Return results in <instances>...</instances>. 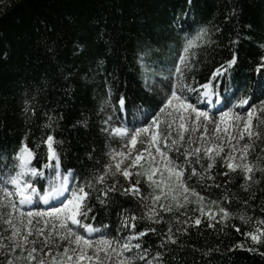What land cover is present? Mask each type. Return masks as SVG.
I'll return each instance as SVG.
<instances>
[{
	"label": "trees",
	"instance_id": "1",
	"mask_svg": "<svg viewBox=\"0 0 264 264\" xmlns=\"http://www.w3.org/2000/svg\"><path fill=\"white\" fill-rule=\"evenodd\" d=\"M205 26L207 43L196 49L198 63L184 70L186 81L193 85L204 83L217 66L236 53L235 63L218 77L228 84L230 91L224 93L223 87L217 90L229 98L227 107L244 119H248V109L255 106L256 115L251 120L260 139L253 138L247 154V160L253 164L251 179L245 180L242 168H227L221 158L229 152L225 143L221 157L215 158L210 170L212 179L194 180L193 186L205 198L206 209L211 206L216 212V206L210 202L219 200L231 213L223 220L219 212L211 218L201 214L197 198L191 195L189 202L177 210L175 202L168 204L164 196L153 206L151 200L142 204L139 197L124 195L119 190L109 193V205L104 206L97 200L98 191L92 190V213L86 222L98 229L107 224L110 231L100 229L101 232L122 241L132 232L146 227L155 229L132 241L149 251L143 262L137 260L134 264H146L156 252L162 255L154 264H264V235L259 242L243 235L257 227L264 228V223H260L264 221V89L260 87L264 68L257 71V66L264 64V0H0V155L11 163L14 150L23 140L35 152L32 165L40 167L46 160V148H37V144L50 132L57 142L61 169H72L81 180L89 178L94 169L102 171L109 150L119 151L124 143L120 137L105 133L101 121L109 115L114 125L133 117L140 119L138 109L146 107L148 100L145 85L164 80L174 70L185 37H193ZM121 95L126 98L127 116L113 111L119 108L116 101ZM241 98H247L248 103L237 104ZM191 101L199 107L208 103L197 100L195 95ZM213 104L218 110H227L223 104L217 105L215 99ZM218 116L217 111L213 118ZM149 120L151 117L145 122ZM161 121L160 129L167 133L169 122ZM238 127L230 126L233 135L239 134ZM208 128L211 132L215 125L209 123ZM171 130L173 137H177L174 124ZM200 131L203 126L193 132L189 124L185 136L199 140ZM217 136H224L227 141L222 128ZM245 142L247 134L237 147ZM183 143L191 144L187 139L178 140V144ZM182 152L183 149L180 159ZM169 155L178 156L174 149ZM195 166L200 170L199 165ZM136 167L130 169L129 179L132 183L139 180L142 194L148 196L153 188L144 176L136 174ZM44 172L47 176L49 169ZM114 179L118 189L128 186L123 175L117 174ZM47 183L39 177L36 186L42 192ZM160 203L168 204L173 211H163ZM149 207H155L156 218L163 217L159 223L149 219ZM121 210L125 215L135 214L136 220L130 221L134 228L119 227ZM8 211L6 207L0 209ZM197 216L199 225L178 224L175 219L194 220ZM33 225L51 227L37 225L35 220ZM177 227H187V231L177 232ZM169 228L176 243L162 240ZM10 231L0 220V235L7 236ZM80 232L85 235L82 229ZM87 237L97 240L98 234ZM53 238L58 239L54 234ZM60 245L54 252L63 251V244ZM36 247H40L39 243ZM136 253L144 255L135 248L124 255ZM14 255H21L19 249ZM0 264H6L5 256H0ZM18 264L27 262L21 260Z\"/></svg>",
	"mask_w": 264,
	"mask_h": 264
},
{
	"label": "snow or ice",
	"instance_id": "2",
	"mask_svg": "<svg viewBox=\"0 0 264 264\" xmlns=\"http://www.w3.org/2000/svg\"><path fill=\"white\" fill-rule=\"evenodd\" d=\"M225 19H228L227 15ZM216 31H219V28ZM207 35L208 28L205 26L201 27L193 37L186 36L179 57L174 62V70H170L169 75L164 80L159 81L158 84L145 85L148 100L146 107L138 109L140 119L133 117L131 121L125 119L123 124L114 125L112 117L109 115L101 121L102 125L105 126L103 131L126 141L128 149L125 151L123 144L119 151L110 149L108 162L104 163L102 171L94 169L92 175L86 180H81L72 169L63 171L60 167V155L55 147L57 142L50 132L47 133L46 138H41L37 144V148L41 145L46 148V160L40 167L32 165L35 152L23 140H21L19 147L14 150L11 163H8L6 156L0 155V160L4 161L3 164H0V209L5 207L10 209L6 213L0 212V220H3V223L11 229L7 236L0 235V256H5L6 264H18L21 260H25L27 264H112L113 255L116 257L115 264H134L137 260L143 262L144 257L149 255L148 249L142 248L139 243L133 244L132 241L137 237L144 236L149 231L154 232L155 229L146 227L142 231L132 232L123 237L122 241L115 240L107 233L101 232L100 229L110 231L109 226L101 224L100 229H98L93 223L86 222L89 219V214L92 213V207H90L92 190L98 191L97 200L104 206L109 205V193L118 190L124 195L131 194L139 197L142 204L151 200L153 206L160 200L161 196H164L168 204L175 202L177 210L189 202L191 195L197 198L201 214L209 215L211 218L219 212L221 220L231 215L227 208L220 205L219 200L210 202L211 205L216 206V212L212 210L211 206L206 209L205 198L196 190L193 182L197 179L201 181L205 178L212 179L210 170L216 162L215 158L221 157L225 143H227L229 152L221 158L227 168L232 171L242 168L245 180L249 181L253 164L247 160V154L254 143L253 138L260 139V132L254 130L251 120L256 115L253 110L255 106L248 109V119L242 118L240 113L227 107L229 98L224 93L229 92L230 89L228 84L218 77L223 76L227 68H231L235 63L237 58L235 52H233L231 59L226 60L223 65L217 66L204 83L193 85L186 81L184 70L191 69L198 63L196 49L207 43ZM261 60L264 61V57H261ZM260 68H264V64L258 65L257 71ZM221 87H223L224 93L217 90ZM260 87L264 89V82H261ZM193 95L196 96L197 100H207V105L199 107L194 104L191 101ZM157 97L159 98L157 99ZM213 99L217 105L223 104L227 110H218L213 104ZM236 103L243 106L248 103V99L241 98ZM116 104L119 105V108H113V111H119L127 116L126 98L121 95ZM149 108L151 111L148 110ZM207 109H211V112ZM217 111L219 120L213 118ZM163 114L179 118L177 137H173L172 124L168 123L167 120L164 121V123H168L167 133L160 129L162 123L160 117ZM186 116L187 123L185 122ZM149 117H151V121L146 123L145 121ZM209 123L215 125V129L211 132L208 128ZM189 124L193 132L203 126V131L199 132V140L194 139L191 135L185 136ZM221 124L224 125V131L227 133V141H225L224 136H217V133L221 131ZM230 125H239L237 128L238 135L231 133ZM245 134L248 136V142L237 147V144L243 141ZM206 135L207 141H205ZM185 139L191 144H178V140L184 141ZM202 142L204 143L203 148L201 147ZM137 144H148V148L139 149L133 158L132 149ZM149 149H154V153ZM173 149L178 154L176 158L169 155V151ZM181 149H183L182 159L179 158ZM143 153H147V162L143 159ZM195 165H199L200 170ZM134 166H137L136 174L144 176L149 187L153 188V193L148 196L142 194L139 180L132 183L129 179L132 176L130 169ZM45 168L49 169L47 176H45ZM117 174L123 175L124 179L129 181L126 188L118 189V181L114 179ZM39 177H44L48 181L42 192L36 187ZM8 185L12 187L10 188ZM156 190L159 191L156 192ZM37 199L45 205L43 209L37 208ZM168 204L160 203L158 206L165 212H172L173 208ZM23 206H31V210L27 212L26 216ZM13 213H16L15 217H13ZM5 215L7 219H4ZM147 215L156 223L163 219V217L156 218L155 207H149ZM44 217L51 218V220H44V223L46 225L51 223L52 227L42 229L33 225L34 220L38 225ZM94 218L93 216L92 219ZM175 219L178 224L188 226L192 223L200 224L199 216L195 217L194 220L185 219L181 221L180 217ZM241 219L244 217L242 216ZM135 220L134 213L125 215L121 210L119 227L134 228V223H130V221ZM57 223L59 227L56 226ZM260 223H264V221H260ZM209 226L211 227V224ZM80 229L84 233H97L98 239L93 241L81 234ZM236 230L239 231V228ZM176 231L186 232L187 227H177ZM53 234L59 239H54ZM243 235L250 237L254 242H259L261 236L264 235V228L257 227L255 231L244 232ZM40 236H43L44 239L38 241L36 237ZM61 240L66 241L62 245L63 251L54 252V248L61 247ZM162 240L171 243L177 242L176 237L171 233V228H169L167 236L162 237ZM6 241H10V243H6ZM37 243L40 245L39 248L36 247ZM163 246L162 243L161 247ZM239 246L243 247V245ZM45 248L47 251L44 250ZM133 248L139 249L144 255L139 253L124 255V252H130ZM17 249L21 253L20 256L14 255ZM25 253L26 255H24ZM161 255L162 253L156 252L155 257L149 259L146 264H154V260Z\"/></svg>",
	"mask_w": 264,
	"mask_h": 264
},
{
	"label": "rangeland",
	"instance_id": "3",
	"mask_svg": "<svg viewBox=\"0 0 264 264\" xmlns=\"http://www.w3.org/2000/svg\"><path fill=\"white\" fill-rule=\"evenodd\" d=\"M207 110H208V109H207ZM170 111H171V110H170ZM160 119H161V120H164V121L167 120L169 123L174 124V126L177 127V128H178V125H179V123H180L178 117H175V118H174V117H169V116H167V114H163V115L160 117ZM173 119H175V122H173ZM216 120H219V116L217 117ZM150 121H151V120H149L148 123H150ZM185 122H187V116L185 117ZM230 126H231V125H230ZM221 128L224 130V125H223V124H221ZM224 132H225V131H224ZM148 139L150 140V137H148ZM123 145H125L124 150L127 151L128 149H127L126 141H124ZM141 148H148V144H137V145L132 149L133 158H134V156H135V153H136L139 149H141ZM149 151H152V152L154 153V149H149ZM143 159H144L145 162H147V160H148L147 153H143ZM157 159H159V157H157ZM128 162L130 163V161H128ZM161 163H162V162H161ZM23 211H24L25 216H26V214H27V212H28V209H25V210H23ZM36 219H40V218H36ZM44 220H51V218H49V217H44L43 219L40 220V223H41L42 225H44V226L51 225V227H52V224H51V223H49V224L46 225V224L44 223ZM56 226L59 227L58 223H57ZM90 234H92V233H85L86 237L89 236ZM56 238H58V237H56ZM58 239H59V238H58ZM92 240H93V241H96V239H92ZM60 243L64 244V243H66V241L63 242V240H61ZM73 247H74V246H73ZM101 255H102V253H101ZM115 259H116V257L113 255V258H112V264H115Z\"/></svg>",
	"mask_w": 264,
	"mask_h": 264
}]
</instances>
